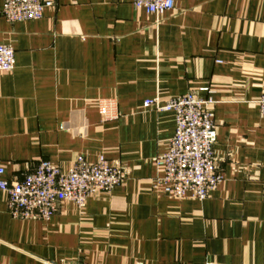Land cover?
I'll return each mask as SVG.
<instances>
[{
    "label": "crops",
    "instance_id": "0c3cea01",
    "mask_svg": "<svg viewBox=\"0 0 264 264\" xmlns=\"http://www.w3.org/2000/svg\"><path fill=\"white\" fill-rule=\"evenodd\" d=\"M52 1L41 19L0 15L16 53L0 72V178L104 155L126 179L49 221L13 218L0 190V264H264V0H175L159 17L133 0ZM190 91L215 101L223 180L205 199L154 188L176 119L144 102Z\"/></svg>",
    "mask_w": 264,
    "mask_h": 264
},
{
    "label": "built area",
    "instance_id": "2783aa9c",
    "mask_svg": "<svg viewBox=\"0 0 264 264\" xmlns=\"http://www.w3.org/2000/svg\"><path fill=\"white\" fill-rule=\"evenodd\" d=\"M136 8L162 16L175 7V0H133ZM52 0H4L0 15L9 22L41 19ZM16 64L15 49L0 43V72L11 71ZM202 90L211 92L209 88ZM215 101L197 92H187L162 101L159 96L147 99L144 107L158 112H173L176 129L165 151L155 158L157 192L175 198L192 194L205 199L222 182L215 160L217 126L213 106ZM264 115V92L257 99ZM99 111L105 120L116 118V101L103 99ZM4 172L0 168V174ZM126 174L101 155L90 162L79 155L67 171L41 159L22 178L8 181L0 178V190L8 195V211L15 219L49 221L65 202L82 208L97 192H111L124 183Z\"/></svg>",
    "mask_w": 264,
    "mask_h": 264
}]
</instances>
